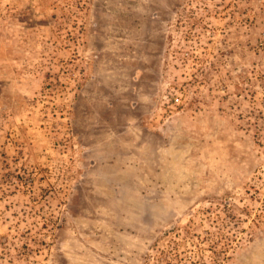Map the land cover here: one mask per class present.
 Instances as JSON below:
<instances>
[{"label": "rangeland", "instance_id": "obj_1", "mask_svg": "<svg viewBox=\"0 0 264 264\" xmlns=\"http://www.w3.org/2000/svg\"><path fill=\"white\" fill-rule=\"evenodd\" d=\"M0 264H264L261 0H0Z\"/></svg>", "mask_w": 264, "mask_h": 264}, {"label": "built area", "instance_id": "obj_2", "mask_svg": "<svg viewBox=\"0 0 264 264\" xmlns=\"http://www.w3.org/2000/svg\"><path fill=\"white\" fill-rule=\"evenodd\" d=\"M261 8H262L263 15H264V0H261Z\"/></svg>", "mask_w": 264, "mask_h": 264}]
</instances>
